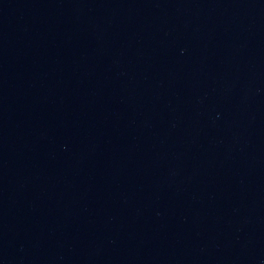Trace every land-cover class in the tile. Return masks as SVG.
Masks as SVG:
<instances>
[{
    "label": "water",
    "instance_id": "1",
    "mask_svg": "<svg viewBox=\"0 0 264 264\" xmlns=\"http://www.w3.org/2000/svg\"><path fill=\"white\" fill-rule=\"evenodd\" d=\"M131 127L234 264H264V0H0Z\"/></svg>",
    "mask_w": 264,
    "mask_h": 264
}]
</instances>
